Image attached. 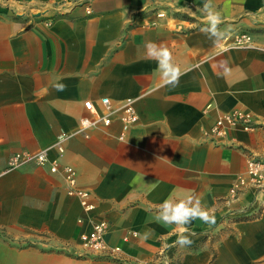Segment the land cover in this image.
<instances>
[{
  "label": "crops",
  "instance_id": "0c3cea01",
  "mask_svg": "<svg viewBox=\"0 0 264 264\" xmlns=\"http://www.w3.org/2000/svg\"><path fill=\"white\" fill-rule=\"evenodd\" d=\"M205 2L91 0L86 14L0 0V264H264V192L230 194L248 156L264 159V0H211L227 32L218 44L201 31ZM242 32L250 44L234 46ZM146 41L170 49L185 73L178 87L161 86ZM101 97L132 101L139 120L123 140L116 121L80 130L84 101ZM232 110L250 112L254 127L211 138ZM46 148L50 162L74 168L93 211L48 164L8 169L12 153ZM188 197L216 222L194 221L182 248L183 229L155 217L165 199ZM95 218L108 223L110 256L80 255Z\"/></svg>",
  "mask_w": 264,
  "mask_h": 264
},
{
  "label": "built area",
  "instance_id": "2783aa9c",
  "mask_svg": "<svg viewBox=\"0 0 264 264\" xmlns=\"http://www.w3.org/2000/svg\"><path fill=\"white\" fill-rule=\"evenodd\" d=\"M50 3L57 8L59 13L70 12L76 7H82L86 14H91V0H50ZM162 17L163 13H158ZM251 36L242 32L233 37V45L237 47L247 46L251 42ZM84 109L87 115L80 119V130L87 132L96 127L107 128L113 122H118L122 132L118 139L123 140L124 133L132 128L139 120L138 113L131 100H125L114 105L108 97H101L99 104L95 105L91 100L84 101ZM241 126L245 130H251L253 118L250 112L241 110H232L221 114L209 129L208 134L213 139H219L226 135L229 128ZM87 136V134H85ZM66 135L60 134L54 144L58 157L64 153V141ZM58 158L54 161L48 160V148L37 152L17 151L8 158V169L16 168L24 163L33 162L36 165H49L53 173H60L65 183L66 193L77 197L83 211L90 213L94 209V204L89 191L80 188L77 184V174L71 166H60ZM251 188L255 193L264 192V159L254 156H248L246 159L245 172L236 177L235 183L230 188V194L233 198L238 197L240 192ZM108 223L103 219H94L90 231L80 235V242L83 251L81 256H110L114 251L109 250L105 245V235L107 233ZM163 261V264H168Z\"/></svg>",
  "mask_w": 264,
  "mask_h": 264
},
{
  "label": "clouds",
  "instance_id": "9594fccd",
  "mask_svg": "<svg viewBox=\"0 0 264 264\" xmlns=\"http://www.w3.org/2000/svg\"><path fill=\"white\" fill-rule=\"evenodd\" d=\"M186 9L187 13H191L190 9ZM202 11L205 13L204 27L201 31L213 41L214 44L220 43L227 35L225 30L219 26L223 22L221 14L214 10L211 0H206ZM145 55L147 58L155 61V71L159 74L162 81V87L175 88L179 86L180 78L185 73L180 66L174 61L172 52L163 44H157L153 41H146L144 44ZM52 87L56 91H63L67 85L60 81H55ZM156 220L165 225H175L183 229L177 240L180 247H190L193 243L191 236L194 233H189L188 226L194 221H201L205 225L211 227L215 224V217L205 209L202 203L188 197L186 199H165L158 207Z\"/></svg>",
  "mask_w": 264,
  "mask_h": 264
}]
</instances>
